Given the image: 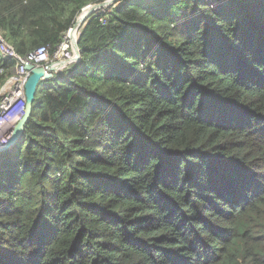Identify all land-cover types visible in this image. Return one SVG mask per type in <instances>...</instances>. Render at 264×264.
<instances>
[{
  "label": "trees",
  "instance_id": "1",
  "mask_svg": "<svg viewBox=\"0 0 264 264\" xmlns=\"http://www.w3.org/2000/svg\"><path fill=\"white\" fill-rule=\"evenodd\" d=\"M104 1L0 0V33L52 55ZM78 45L0 153V264H264V0H117Z\"/></svg>",
  "mask_w": 264,
  "mask_h": 264
},
{
  "label": "built area",
  "instance_id": "2",
  "mask_svg": "<svg viewBox=\"0 0 264 264\" xmlns=\"http://www.w3.org/2000/svg\"><path fill=\"white\" fill-rule=\"evenodd\" d=\"M0 53L3 58L14 59L18 62L14 74L3 87L0 103V147H4L10 141L15 126L25 116L26 85L30 77L25 64L41 67L48 62H70L76 58V54L72 48L70 32L63 37L52 56L49 47H40L24 58H20L0 34Z\"/></svg>",
  "mask_w": 264,
  "mask_h": 264
},
{
  "label": "water",
  "instance_id": "3",
  "mask_svg": "<svg viewBox=\"0 0 264 264\" xmlns=\"http://www.w3.org/2000/svg\"><path fill=\"white\" fill-rule=\"evenodd\" d=\"M117 0H106L102 3L91 5L87 7V13L84 17H81V15L76 20L75 25L73 26L71 33L75 34L78 32V30L83 26L84 23H86V20L95 12H98L100 10H104L107 7L112 6L115 4ZM80 37V33H79ZM79 37L73 41V48L74 52L76 54V58L73 61L70 62H55L50 63L49 65H45L42 67H36L34 65H31L29 63L25 64V68L28 72H30V77L28 79L27 85H26V98H27V104H26V110H25V116L23 119L15 126L12 137L8 144H6L4 147H0V153L9 151L11 148H13L15 145H17L22 137L24 136L25 131V125L28 122V120L31 118L32 111H33V104L35 101V95L37 91V87L41 80H47L53 77L54 73H57L61 70L62 67L66 66V64H69L71 62L76 63L79 61L81 57V51L78 45Z\"/></svg>",
  "mask_w": 264,
  "mask_h": 264
},
{
  "label": "clouds",
  "instance_id": "4",
  "mask_svg": "<svg viewBox=\"0 0 264 264\" xmlns=\"http://www.w3.org/2000/svg\"><path fill=\"white\" fill-rule=\"evenodd\" d=\"M85 9H86V8H85ZM85 9H84V10H85ZM80 15H81V14H80ZM80 15H79V16H80ZM77 19H78V18H77ZM85 24H86V23H84L83 26H84ZM83 26H82L81 28H83ZM71 30H72V29H70V30L68 31V32H70V36H71ZM79 30H80V29H79ZM79 30H78V35L76 36V38L79 37ZM81 30H82V29H81ZM0 34H1V33H0ZM80 34H81V31H80ZM1 35H2V34H1ZM3 39H4V38H3ZM62 40H63V39H62ZM5 42H6V41H5ZM6 43H7V42H6ZM7 44H8V43H7ZM8 45H9V44H8ZM9 46H10V45H9ZM10 47H11V46H10ZM11 48H12V47H11ZM72 48H73V41H72ZM12 49H13V48H12ZM13 50H14V49H13ZM73 51H74V48H73ZM74 53H75V52H74ZM16 54H17V53H16ZM51 56H52V55H51ZM20 58H21V57H20ZM57 62H59V61H57ZM63 62H65V61H63ZM50 63H55V62H48V63H46L45 65H49ZM17 64H18V62H17ZM71 64H73V62H71V63H69V64H66V66L62 67L61 69H65L67 66H69V65H71ZM31 65H32V64H31ZM45 65H44V66H45ZM16 66H17V65H16ZM36 67H37V66H36ZM41 67H42V66H41ZM15 69H16V67H15ZM14 71H15V70H14ZM13 74H14V73H13ZM13 74H12V75H13ZM54 74H55V73H54ZM12 75H11V76H12ZM11 76H10V77H11ZM53 76H54V75H53ZM10 77H9V78H10ZM9 78H8V79H9ZM8 79H7V80H8ZM6 82H7V81H6ZM5 84H6V83H5ZM4 86H5V85H4ZM26 99H27V98H26ZM26 104H27V103H26ZM17 145H18V144H17ZM17 145H15V146H14L13 148H11L9 151H13ZM6 152H7V151H6ZM3 153H4V152H3Z\"/></svg>",
  "mask_w": 264,
  "mask_h": 264
},
{
  "label": "bare ground",
  "instance_id": "5",
  "mask_svg": "<svg viewBox=\"0 0 264 264\" xmlns=\"http://www.w3.org/2000/svg\"><path fill=\"white\" fill-rule=\"evenodd\" d=\"M87 13V12H86ZM86 13L83 15V17L86 15ZM78 35V32H76L75 34H72L71 33V39H72V41H74L75 39H77L76 38V36Z\"/></svg>",
  "mask_w": 264,
  "mask_h": 264
},
{
  "label": "rangeland",
  "instance_id": "6",
  "mask_svg": "<svg viewBox=\"0 0 264 264\" xmlns=\"http://www.w3.org/2000/svg\"><path fill=\"white\" fill-rule=\"evenodd\" d=\"M149 1H150V0H149ZM86 12H87V11H85L84 13H82L81 17H83V15H84ZM81 29H82V28H80L79 33H80Z\"/></svg>",
  "mask_w": 264,
  "mask_h": 264
},
{
  "label": "crops",
  "instance_id": "7",
  "mask_svg": "<svg viewBox=\"0 0 264 264\" xmlns=\"http://www.w3.org/2000/svg\"><path fill=\"white\" fill-rule=\"evenodd\" d=\"M63 69H61L60 71H62Z\"/></svg>",
  "mask_w": 264,
  "mask_h": 264
}]
</instances>
